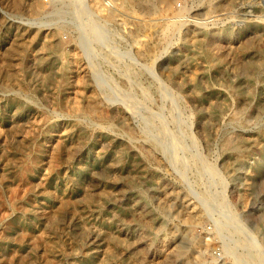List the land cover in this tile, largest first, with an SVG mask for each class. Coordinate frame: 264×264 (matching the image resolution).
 <instances>
[{
	"label": "rangeland",
	"instance_id": "rangeland-1",
	"mask_svg": "<svg viewBox=\"0 0 264 264\" xmlns=\"http://www.w3.org/2000/svg\"><path fill=\"white\" fill-rule=\"evenodd\" d=\"M263 60L264 0H0V264H264Z\"/></svg>",
	"mask_w": 264,
	"mask_h": 264
},
{
	"label": "bare ground",
	"instance_id": "bare-ground-1",
	"mask_svg": "<svg viewBox=\"0 0 264 264\" xmlns=\"http://www.w3.org/2000/svg\"><path fill=\"white\" fill-rule=\"evenodd\" d=\"M140 1V0H139ZM174 22V21H173ZM172 21H170V22H165L166 24H164L165 26H164V28L163 29H161L162 31H163V33L164 34H166V32H168V31H171L173 28H174V23H173ZM93 24V23H92ZM93 26H94V24H93ZM96 26V25H95ZM163 26V25H162ZM90 27V26H89ZM91 28V27H90ZM94 30H95V28H94ZM98 35V34H97ZM99 36V35H98ZM264 62V60L262 61V63ZM249 63V62H248ZM253 63H251V65H252ZM249 69V65H247V67H246V69H245V71H247ZM180 77V76H179ZM188 80V79H187ZM242 117V116H241ZM238 118V117H237ZM243 118V117H242ZM63 134V133H62ZM65 138V137H64ZM63 138V139H64ZM86 141V140H85ZM89 142V141H88ZM60 143V142H59ZM65 145V144H64ZM63 145V146H64ZM66 147V146H65ZM72 147V146H71ZM85 147V146H84ZM57 148V147H56ZM83 148V147H82ZM101 148V147H100ZM55 149V148H54ZM67 150V149H66ZM103 150V149H102ZM97 151V150H96ZM67 154V153H66ZM68 155V154H67ZM69 161V160H68ZM33 173V172H32ZM94 176H95V174H94ZM72 177V176H71ZM74 177V176H73ZM96 178V177H95ZM87 188V187H86ZM104 188V187H103ZM85 189V188H84ZM100 191V190H99ZM85 192V191H84ZM103 192V191H102ZM93 193H95V192H93ZM105 193V192H104ZM106 194V193H105ZM107 197V196H106ZM76 200V199H75ZM72 202V201H71ZM76 202V201H75ZM66 203H68V202H66ZM87 203V202H86ZM68 205V204H67ZM86 205H88V204H86ZM61 206V205H60ZM58 209V208H57ZM56 210V209H55ZM59 210V209H58ZM73 210V209H72ZM56 212V211H55ZM54 212V213H55ZM62 212V211H61ZM57 213V212H56ZM53 215V214H52ZM51 222V221H50ZM95 227V226H94ZM223 230V229H222ZM91 231H93V230H91ZM106 231V230H105ZM220 232L221 231H219L218 233L220 234ZM28 246V245H27ZM231 248V247H230ZM30 249V248H29ZM229 249V248H228ZM227 249V250H228ZM232 250V249H231ZM28 251V250H27ZM33 251V250H32ZM230 251V250H229ZM34 252V251H33ZM25 254H27V253H25ZM24 254V255H25ZM22 257V256H21Z\"/></svg>",
	"mask_w": 264,
	"mask_h": 264
}]
</instances>
